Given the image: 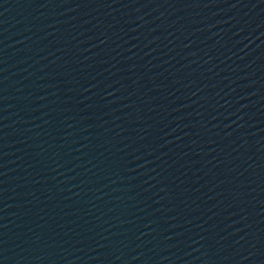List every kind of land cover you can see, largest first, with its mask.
Listing matches in <instances>:
<instances>
[{"label": "water", "instance_id": "obj_1", "mask_svg": "<svg viewBox=\"0 0 264 264\" xmlns=\"http://www.w3.org/2000/svg\"><path fill=\"white\" fill-rule=\"evenodd\" d=\"M0 264H85L1 137Z\"/></svg>", "mask_w": 264, "mask_h": 264}]
</instances>
